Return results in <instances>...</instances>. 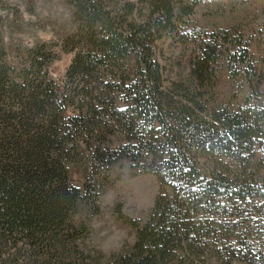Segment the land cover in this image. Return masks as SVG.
<instances>
[{
  "label": "trees",
  "instance_id": "trees-1",
  "mask_svg": "<svg viewBox=\"0 0 264 264\" xmlns=\"http://www.w3.org/2000/svg\"><path fill=\"white\" fill-rule=\"evenodd\" d=\"M66 1L75 29L61 51L37 44L13 66L0 33V264H264L252 36L199 30L205 0ZM167 41L192 46L186 76L164 64ZM63 51L73 56L56 80L49 64ZM222 71L250 89L237 105L215 98ZM124 160L156 178L153 207L145 220L117 207L136 236L124 252L86 251Z\"/></svg>",
  "mask_w": 264,
  "mask_h": 264
},
{
  "label": "rangeland",
  "instance_id": "rangeland-1",
  "mask_svg": "<svg viewBox=\"0 0 264 264\" xmlns=\"http://www.w3.org/2000/svg\"><path fill=\"white\" fill-rule=\"evenodd\" d=\"M3 2L7 8L0 10V33L7 60L13 66L20 67L27 56V50L37 44L46 43L52 49L58 45L54 49L61 51L59 48L63 40L75 29L72 7L66 0ZM195 17L197 27L202 32L230 29L246 37L252 36L251 51L258 64L256 80L264 99V0H205L196 9ZM162 47L165 49L164 64H173L175 68L171 76L175 79L182 74L186 76L192 46L167 41ZM72 56L63 51L58 59L49 64L54 79L64 76ZM225 72H221L215 87V98L220 103L237 105L236 94L240 99L250 89L246 85L242 86V79L235 82ZM71 176L81 185L84 180L83 165L72 164ZM111 179L112 184L100 198L101 213L90 221L91 232L79 243L86 251H101L107 256L124 252L125 247L136 240L134 229L118 217L117 207H123V212L132 218L145 220L157 193L156 178L148 173L137 174L126 160L113 170Z\"/></svg>",
  "mask_w": 264,
  "mask_h": 264
}]
</instances>
